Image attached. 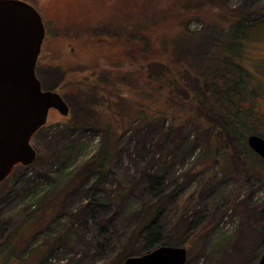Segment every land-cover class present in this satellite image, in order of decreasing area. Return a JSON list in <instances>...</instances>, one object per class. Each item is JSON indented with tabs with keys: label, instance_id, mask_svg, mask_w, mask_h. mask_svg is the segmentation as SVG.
Instances as JSON below:
<instances>
[{
	"label": "rangeland",
	"instance_id": "rangeland-1",
	"mask_svg": "<svg viewBox=\"0 0 264 264\" xmlns=\"http://www.w3.org/2000/svg\"><path fill=\"white\" fill-rule=\"evenodd\" d=\"M122 1L34 0L46 29L37 77L71 110L66 118L50 112L32 140L36 163L19 167L0 187V264H117L126 251L148 254L153 235L164 243L168 232L184 226L187 237L237 194L231 168L226 163L215 171L207 151L211 128L202 118L194 123L190 108L181 104L188 92L168 91L180 77L176 68L154 63L156 56L164 58L157 48L145 53L151 64L144 78L151 83L145 82L143 93L140 70L119 65L124 59L136 65L142 57L124 55L117 44L101 39L99 29L122 33L126 12L136 14ZM224 5V13L210 9L207 19L174 22L193 33L209 24L223 27L225 13L264 11V0H224ZM167 31L159 29L155 37ZM237 59L251 76L246 88L257 98L247 93L248 103L260 117L256 136L264 138V27L244 39ZM136 110L153 116L154 123L128 125L129 111ZM194 114L200 117V110ZM107 148L111 158L100 177L96 167ZM242 184L239 210L228 211L210 228L188 264H232L252 240L264 244V183L253 176ZM159 205L153 225L139 233L144 216Z\"/></svg>",
	"mask_w": 264,
	"mask_h": 264
},
{
	"label": "trees",
	"instance_id": "trees-1",
	"mask_svg": "<svg viewBox=\"0 0 264 264\" xmlns=\"http://www.w3.org/2000/svg\"><path fill=\"white\" fill-rule=\"evenodd\" d=\"M23 1L34 5V0ZM150 1L152 0H123L121 5L124 8L127 10L132 8L134 13L136 12V14H130V10L126 12L127 18L122 24L123 32L115 34L111 27H103L97 32H101L102 40H110L111 43L121 47L124 55L138 53L142 57L139 62L135 63L136 65L125 64L124 62L129 63L127 59L121 60L119 63L120 66L132 65L127 70H140V78H144L145 69L151 64V60L144 59L143 55L150 53L151 50L154 51V48L158 49L156 55L164 57L162 60L156 56L157 59L154 63L166 61L165 63L176 68L180 77L172 81L168 87L169 93L179 95L184 90L188 92L189 96L186 101L180 99L181 104L190 108L194 123H198L202 118V125L206 124L211 128V143L206 148L212 155L215 171L221 172L224 168L223 165L227 163V168H231L238 184L237 194L228 204V208L218 211L216 216L209 215V221L187 237L184 234V230L187 232L184 226L168 232L164 243H160L158 235L150 237L149 253L160 247L186 248L189 261L190 254L210 228L216 225L228 211L239 210L238 194L242 183L253 176H260L261 182L264 183V160L248 146V136L257 134L256 129L260 123V117L256 115L255 105L248 103L247 95L249 94L250 98L254 99L257 98V94L253 90H247L246 87L249 85L251 76L238 63L237 59L241 53L244 39L255 29L264 27V11L247 16L236 13L226 15L225 13L226 27L224 24L223 27L209 24L202 30L192 33L187 25L176 24L174 20L186 19L189 16H192V19H207L210 9L217 12L221 9L226 11L223 7L224 0H177L173 4L164 0H153L154 3H150ZM226 6L228 7L227 4ZM163 28L164 30L168 29L167 33L162 34L166 36L160 37L158 34L159 36L156 38L155 32ZM159 39L161 40L159 41ZM38 66L36 71L39 69ZM140 82L143 87L142 92L147 93L146 87H149V84L145 82L151 83V81L140 79ZM43 89L46 91L45 88ZM104 97L107 99L105 94ZM198 110H200V117L196 115L197 112L194 114ZM73 111L76 112L75 108ZM127 116L130 126L134 123H138L140 126H149L155 121L153 116L140 112V110L129 111ZM110 158L111 154L107 148L96 167V172L100 174V177L104 174ZM19 167L14 170L13 174ZM99 203L103 205L106 204V201L101 200ZM160 210H162V206L159 205L147 212L138 229L139 233L144 228L153 225ZM263 253L264 244L260 245L257 241L252 240L249 247L232 264H257ZM138 256L139 254L136 252L126 251L117 264H123L126 259Z\"/></svg>",
	"mask_w": 264,
	"mask_h": 264
},
{
	"label": "water",
	"instance_id": "water-1",
	"mask_svg": "<svg viewBox=\"0 0 264 264\" xmlns=\"http://www.w3.org/2000/svg\"><path fill=\"white\" fill-rule=\"evenodd\" d=\"M46 38L37 9L23 0H0V186L15 168L38 157L32 146L51 111L69 117L70 107L55 92L44 91L36 69ZM248 146L264 160V138L248 137ZM186 248L160 247L123 264H187ZM257 264H264V253Z\"/></svg>",
	"mask_w": 264,
	"mask_h": 264
}]
</instances>
